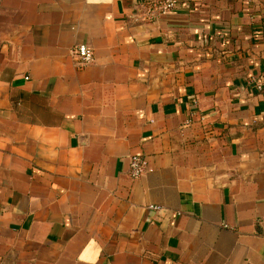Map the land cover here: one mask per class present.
<instances>
[{"label":"crops","instance_id":"0c3cea01","mask_svg":"<svg viewBox=\"0 0 264 264\" xmlns=\"http://www.w3.org/2000/svg\"><path fill=\"white\" fill-rule=\"evenodd\" d=\"M149 1L0 0V264H264V0Z\"/></svg>","mask_w":264,"mask_h":264},{"label":"built area","instance_id":"2783aa9c","mask_svg":"<svg viewBox=\"0 0 264 264\" xmlns=\"http://www.w3.org/2000/svg\"><path fill=\"white\" fill-rule=\"evenodd\" d=\"M180 1L181 0H154L147 3L145 2L140 5L139 12L148 20H157L175 11L179 6ZM71 54L79 69H83L94 62L93 50L86 44L76 45L71 50ZM257 88L259 90L262 89L261 83H257ZM150 172H152V170L145 157L135 155L130 158L128 173L131 179H139ZM149 209L155 211L163 210L161 207L157 206H150Z\"/></svg>","mask_w":264,"mask_h":264}]
</instances>
